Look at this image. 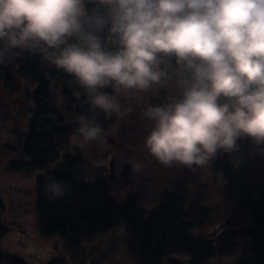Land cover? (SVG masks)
Listing matches in <instances>:
<instances>
[{"label":"clouds","instance_id":"clouds-1","mask_svg":"<svg viewBox=\"0 0 264 264\" xmlns=\"http://www.w3.org/2000/svg\"><path fill=\"white\" fill-rule=\"evenodd\" d=\"M23 53L67 74L88 106L73 144L104 135L101 114H125L121 95L152 92L143 149L159 164L203 168L240 141L264 157V0H0V65Z\"/></svg>","mask_w":264,"mask_h":264},{"label":"trees","instance_id":"trees-1","mask_svg":"<svg viewBox=\"0 0 264 264\" xmlns=\"http://www.w3.org/2000/svg\"><path fill=\"white\" fill-rule=\"evenodd\" d=\"M18 79L35 89L34 92L25 93L26 101L30 103L28 112L32 117L30 129L21 140L23 158L20 162L12 161L10 166L14 169L30 167L32 173L34 169L47 168L36 181V208L44 234H56L74 248L85 238L122 226L142 264H207L217 254H228L234 250L237 232H221L217 241L196 237L192 232L196 227V204L187 206L186 200L221 189L222 196L236 202L252 221L247 230L250 255L245 256L239 264H264V157L255 155L250 142L240 141L239 152L222 153L203 168L193 166L189 169L178 164L165 167L143 149L144 137L152 125L143 118L142 112L149 104L160 101L158 94L149 92L143 94L142 99L134 96L126 98L120 103L125 113L123 116L114 113L106 118L101 114L98 122L104 128V134L115 129L114 148L127 146V153L142 161L145 170L151 169V177L157 180L155 184L159 187L160 200L156 207L145 210L143 203L147 190H143L145 194L134 190L123 199H116L111 194L107 177L84 180L81 170L83 157L67 156L66 141L77 134L79 116L91 115L88 106L77 100L74 89L69 87L67 81L70 77L62 70L41 63L39 56L23 53L7 66L0 65V94L12 97L20 93L23 85ZM57 85H60L61 91L60 120L47 122L51 129L42 132L43 117L54 115L57 110L55 97L51 101L48 97L44 99L43 90L54 91ZM107 91L111 92V89ZM11 105L23 112L21 102L16 100ZM6 127L7 123L0 122L1 132L16 134L10 130L14 125ZM22 135L19 133V139ZM60 138L62 144L58 147L56 139ZM60 151L63 160L58 163ZM54 164L58 165L49 169ZM49 180L64 185L65 194L62 197L55 200L46 198L44 186ZM3 208L0 199V212ZM7 231L8 228L0 221V264H25L21 257L2 249L1 241ZM50 264H64V261L57 257Z\"/></svg>","mask_w":264,"mask_h":264},{"label":"rangeland","instance_id":"rangeland-1","mask_svg":"<svg viewBox=\"0 0 264 264\" xmlns=\"http://www.w3.org/2000/svg\"><path fill=\"white\" fill-rule=\"evenodd\" d=\"M18 81L20 83L24 82L19 79ZM21 85H23L24 95L27 92H34V86L25 83ZM18 94L12 95L14 98L10 97L9 94L5 96L0 94V110L2 111L0 122L7 123V127L11 125L9 120L12 121V117L19 115L11 112L13 111L11 103L17 100L23 104L17 98ZM130 97L132 96L121 95L118 97L119 103ZM23 107V111H29L30 103L24 102ZM124 108L129 112L126 107ZM9 110H11L10 113ZM132 118H130V122ZM14 127H10V130L16 132L15 137L17 144L19 140L18 145L20 146L23 138L19 139V133L24 132L26 124L23 126L22 123H19ZM74 135L68 137L66 143L72 147L77 146L74 155H81L84 159L81 167L84 180L93 181L97 177H107L109 184H114V188H111V194L116 199H123L134 190L140 194H145L143 190H147L143 203L144 209L151 210L156 207L160 200L159 187L155 184L157 180L151 177V169L146 168V170L143 169L141 172L136 173L134 178L137 183L134 186L128 183V186H121L122 182H115V180L110 179L112 154L115 153L117 158H120L124 153H127L125 150L127 146L124 144V148L115 150V129L108 131L99 140L88 143L73 144L72 137ZM8 141H11V147L8 146ZM13 144H15V141L11 135L0 131V199L4 205L3 210L0 212V221L9 228L1 241L2 249L5 252L23 258L25 264H31L34 261L50 264L57 257L62 258L64 264H142L133 250L126 230L122 226L115 227L92 238H85L74 248L59 236L50 238L40 234L37 235L40 230L37 226L39 216L36 210L35 192L36 180L42 170L34 169L32 173L30 167L12 168L10 166L12 162L10 149H12ZM21 158H23L22 155ZM128 158L132 159V157ZM121 170L122 166L118 164L116 175L123 176ZM159 182L160 180H158ZM193 203L196 204L194 208L197 214L194 217L196 227L192 232L196 237H208L217 241L221 232L228 230L237 232L234 250L228 254H217L207 264H239L245 256L250 255V240L247 230L252 224L251 217L243 213L236 202L226 200L221 194V189H219V191L211 194L207 193L200 198H197V196L194 198L188 197L186 205ZM3 218L4 220H2ZM15 222H20V226L15 225V227ZM21 230H26V232L20 233ZM5 264L8 263L5 262Z\"/></svg>","mask_w":264,"mask_h":264},{"label":"flooded vegetation","instance_id":"flooded-vegetation-1","mask_svg":"<svg viewBox=\"0 0 264 264\" xmlns=\"http://www.w3.org/2000/svg\"><path fill=\"white\" fill-rule=\"evenodd\" d=\"M23 92L24 91H21L20 92V94H19V96L17 97L19 100H21L22 102H23V104H24V102H26V96L23 94ZM60 85H57L55 88H54V91L52 90V89H49V90H43V95H44V99H46V97H48L49 98V100L51 101V99H53L54 97H55V107L57 108V110H56V112H55V114L54 115H47V116H44L43 117V123H42V125H41V131L42 132H45L47 129H51V128H49V126H48V123H50V122H53V121H59L60 120V116H61V94H60ZM27 93H30V92H27ZM19 102V101H18ZM50 105V104H49ZM50 107V106H49ZM12 110L13 111H11V110H9V113H10V111L12 112V113H14V114H19V115H16V116H14V117H12V121L11 120H9L10 122L9 123H11V125H19V123H22V125L23 126H25V124H26V127L24 128V132L22 133L23 135V139L25 138L24 137V134H26L28 131H29V129H30V119H31V115H30V113L28 112V111H26V110H24L23 112H20V110H18V109H15V108H12ZM27 113V114H26ZM1 114H2V111L0 110V117H1ZM21 114V115H20ZM26 114V115H25ZM48 122V123H47ZM15 128V127H14ZM11 137L14 139V141H15V144H13L12 145V149H10L11 150V154H12V161L14 162H16V161H18V162H20L19 160H20V156H21V152H22V143L20 142V146L18 145L19 144V140H18V144H17V139H16V137H15V134H11ZM11 142V141H10ZM9 141L7 142V144H8V146H10L11 147V143H10ZM56 143L58 144V147H60L61 146V144H62V141H61V138L59 139V140H57L56 139ZM56 144V145H57ZM66 147H68V151L66 152V154H67V156L69 155V156H73L74 155V152L77 150L76 148H77V146H71V145H67ZM115 150H118V149H115ZM76 155H78V154H76ZM75 156V155H74ZM123 156V157H122ZM120 158H117V155L114 153V154H112V158H114L115 160H116V166L118 165V164H120L121 166H122V162L123 161H126V160H132V159H134L133 157L134 156H132V154L131 153H124L123 155H122ZM128 157H132V159H129ZM26 158V157H25ZM62 157H61V151H60V158H58L57 159V161H58V163H61L62 162ZM136 160V159H135ZM58 164H54V165H51V166H49V169H53L54 167H56ZM46 170H47V168L46 169H43L42 170V173H45L46 172ZM117 170H118V168H117ZM119 171V170H118ZM41 173V174H42ZM116 173H118L117 171L115 172V174H114V176L116 177V180H115V182L116 181H118V182H122V184H121V186H128V181H127V179L124 177V176H118V175H116ZM136 174V173H135ZM134 174V175H135ZM37 181V180H36ZM128 183V184H127ZM111 188H114V184H112V185H110V190H111ZM35 195H36V201H37V192H35ZM36 210H37V208H36ZM2 220H4V218L2 219ZM3 225H5V224H3ZM15 225H17V226H20V222H15L14 223V226ZM6 226V225H5ZM37 226H39V230H40V232H37L38 234L37 235H41V236H44V237H58V235H46V234H44L43 233V231L41 230V227H40V224H38ZM36 226V227H37ZM7 228H8V226H6ZM16 227V226H15ZM9 229V228H8ZM21 232H26V230H21L20 231V233ZM32 256H34V255H32ZM23 259V258H22ZM31 264H42V263H40V262H38V261H34L33 263H31Z\"/></svg>","mask_w":264,"mask_h":264},{"label":"water","instance_id":"water-1","mask_svg":"<svg viewBox=\"0 0 264 264\" xmlns=\"http://www.w3.org/2000/svg\"><path fill=\"white\" fill-rule=\"evenodd\" d=\"M127 161V160H126ZM126 161L122 162V170L121 174L127 179L128 183L131 185H136V179L134 178V173L131 171L130 166L126 163ZM116 160L113 158L110 162V179L112 181L116 180V177L114 176L116 172Z\"/></svg>","mask_w":264,"mask_h":264}]
</instances>
